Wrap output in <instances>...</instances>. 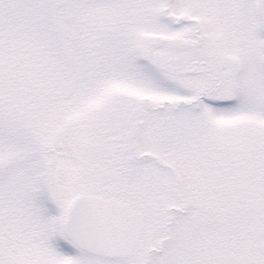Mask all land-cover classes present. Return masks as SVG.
<instances>
[{
    "label": "snow or ice",
    "instance_id": "1",
    "mask_svg": "<svg viewBox=\"0 0 264 264\" xmlns=\"http://www.w3.org/2000/svg\"><path fill=\"white\" fill-rule=\"evenodd\" d=\"M0 264H264V0H0Z\"/></svg>",
    "mask_w": 264,
    "mask_h": 264
}]
</instances>
